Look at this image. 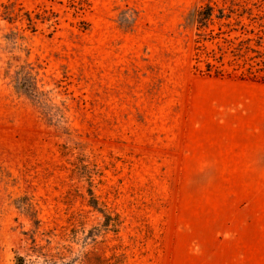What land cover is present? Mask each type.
<instances>
[{
  "label": "rangeland",
  "instance_id": "374dc122",
  "mask_svg": "<svg viewBox=\"0 0 264 264\" xmlns=\"http://www.w3.org/2000/svg\"><path fill=\"white\" fill-rule=\"evenodd\" d=\"M0 264H264V0H0Z\"/></svg>",
  "mask_w": 264,
  "mask_h": 264
},
{
  "label": "trees",
  "instance_id": "16d2710c",
  "mask_svg": "<svg viewBox=\"0 0 264 264\" xmlns=\"http://www.w3.org/2000/svg\"><path fill=\"white\" fill-rule=\"evenodd\" d=\"M212 8L206 7L203 11H200L199 13V23L201 26H204L205 23H207V20L211 17Z\"/></svg>",
  "mask_w": 264,
  "mask_h": 264
}]
</instances>
